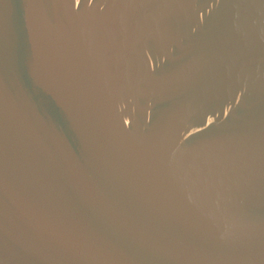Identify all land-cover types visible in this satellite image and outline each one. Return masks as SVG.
Returning <instances> with one entry per match:
<instances>
[{
	"label": "water",
	"instance_id": "obj_1",
	"mask_svg": "<svg viewBox=\"0 0 264 264\" xmlns=\"http://www.w3.org/2000/svg\"><path fill=\"white\" fill-rule=\"evenodd\" d=\"M0 264H264V0H0Z\"/></svg>",
	"mask_w": 264,
	"mask_h": 264
}]
</instances>
